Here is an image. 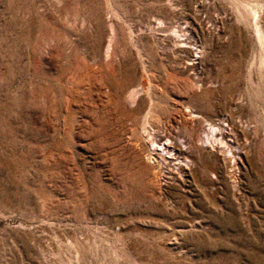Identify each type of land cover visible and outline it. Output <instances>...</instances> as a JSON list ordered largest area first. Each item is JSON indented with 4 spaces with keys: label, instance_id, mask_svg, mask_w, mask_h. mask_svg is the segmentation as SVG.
<instances>
[{
    "label": "rangeland",
    "instance_id": "1",
    "mask_svg": "<svg viewBox=\"0 0 264 264\" xmlns=\"http://www.w3.org/2000/svg\"><path fill=\"white\" fill-rule=\"evenodd\" d=\"M0 264H264V0H0Z\"/></svg>",
    "mask_w": 264,
    "mask_h": 264
},
{
    "label": "bare ground",
    "instance_id": "2",
    "mask_svg": "<svg viewBox=\"0 0 264 264\" xmlns=\"http://www.w3.org/2000/svg\"><path fill=\"white\" fill-rule=\"evenodd\" d=\"M203 1H205V0H203ZM207 4V3H206ZM134 93V92H133ZM131 95H132V92H131ZM136 95V94H135ZM136 96H138V95H136ZM192 114H193V112H192ZM215 123V122H214ZM221 125V124H220ZM224 125V124H223ZM211 126V125H210ZM218 126V125H217ZM213 127V126H212ZM211 127V128H212ZM215 127V126H214ZM221 127V126H220ZM212 130V129H211ZM224 129H222V131H223ZM228 130V129H227ZM246 130V129H245ZM248 130V129H247ZM226 133V132H225ZM227 134V133H226ZM209 135H211V134H209ZM220 136V135H219ZM217 138H218V134H217ZM210 139V138H209ZM153 140H155V139H153ZM225 140V139H224ZM156 141V140H155ZM216 142V141H215ZM157 143V142H156ZM155 142H153L152 143V145H153V149L152 150H155V151H163V148L165 147H163L162 145H158V143L156 144ZM229 144V143H228ZM209 146V145H208ZM222 146V145H221ZM230 146V145H229ZM232 147V146H231ZM167 149V148H166ZM166 149H164V150H166ZM232 149V148H231ZM233 150V149H232ZM236 151V150H235ZM233 152V151H232ZM160 154V153H159ZM150 156H153V155H150ZM150 156H148V157H150ZM235 156V155H234ZM225 157V156H224ZM152 159V158H151ZM177 164V163H176ZM182 165V164H181ZM184 165V164H183ZM157 175V174H156Z\"/></svg>",
    "mask_w": 264,
    "mask_h": 264
}]
</instances>
